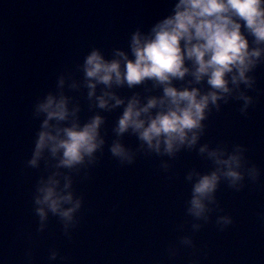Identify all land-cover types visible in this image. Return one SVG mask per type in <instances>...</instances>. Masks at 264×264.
Listing matches in <instances>:
<instances>
[{
  "label": "water",
  "instance_id": "obj_1",
  "mask_svg": "<svg viewBox=\"0 0 264 264\" xmlns=\"http://www.w3.org/2000/svg\"><path fill=\"white\" fill-rule=\"evenodd\" d=\"M178 2L148 0L101 56L119 60L123 71L125 61L118 53L134 60L132 37H150ZM242 32L250 51L262 50L247 73L251 85L229 84L231 93L209 103L191 147L185 144L169 155L162 146L158 153L132 129L117 132L129 101L137 99L144 106L164 97V85L153 80L109 87L90 81L84 72L57 98L66 99L69 116L51 126L83 127L97 116L103 120L98 137L103 144L72 168L57 167L61 154L53 157L48 150L37 166L30 164L47 118L39 114L0 154V264H264V44L247 29ZM186 66L195 70L190 61ZM89 83H96L91 97ZM171 86L197 88L201 94L213 91L207 78L196 83L191 72L173 79ZM106 93L124 103L114 107ZM98 97H105L108 106L100 108ZM115 144L130 161L112 153ZM210 152L224 153L222 159L240 155L243 179L233 185L221 172L211 201L205 200V214L197 218L189 211L193 187L222 167ZM54 173H59V190L71 181L67 191L80 201L71 222L47 209L41 221L37 213L39 188Z\"/></svg>",
  "mask_w": 264,
  "mask_h": 264
},
{
  "label": "clouds",
  "instance_id": "obj_2",
  "mask_svg": "<svg viewBox=\"0 0 264 264\" xmlns=\"http://www.w3.org/2000/svg\"><path fill=\"white\" fill-rule=\"evenodd\" d=\"M242 28L247 29L258 44H264V0H179L174 14L158 23L150 37H142L139 33L132 37L134 60L118 53L125 61L123 71L119 60L108 62L99 52L93 51L85 60L84 72L90 81L109 87L113 82L117 85L127 83L132 87L145 80L164 85V97L161 99L152 98L144 106L137 99L129 101L117 132L123 134L132 129L150 149L159 153L163 146L164 152L171 155L181 146L187 144L191 147L197 142L195 130L202 128L209 103L215 105L225 94L231 93L229 84L237 87L241 83L251 85L247 73L255 66L262 50H249V41ZM186 61L192 62L194 71L186 66ZM190 72L196 83L207 78V84L213 91L201 94L197 88L177 90L171 86L173 79L182 80ZM96 83L88 84L92 90L90 97L94 95ZM109 98L115 100L114 107L124 103L115 96ZM97 99L100 108L108 106L105 97ZM243 99L246 105L250 103L248 97ZM157 108L160 110L151 115V110ZM38 111L45 113L47 118L36 141L34 157L30 161L32 166H37L48 150L53 157L61 154L57 167L72 168L81 164L85 157H92L103 144L98 139L99 127L103 123L99 116L83 127L75 123L65 128L50 125L51 121H65L69 116L67 101L63 97L48 96ZM206 150L201 148V152ZM111 151L130 161L120 144H115ZM223 155L222 152L209 153L222 167L201 177L193 187L189 211L197 218L205 214V200L211 201L221 172L233 185L243 179L238 171L242 157L234 154L222 159ZM58 175L54 173L39 188L40 196L36 203L41 205L37 209L41 221L46 219L47 209L71 222L80 208V201H74L72 193L67 191L71 181L59 190ZM64 205L71 206L64 208Z\"/></svg>",
  "mask_w": 264,
  "mask_h": 264
}]
</instances>
